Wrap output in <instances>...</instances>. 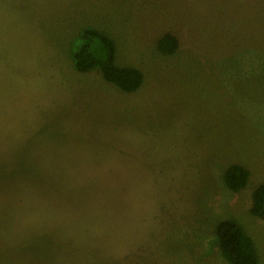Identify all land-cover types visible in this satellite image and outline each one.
<instances>
[{
	"label": "rangeland",
	"instance_id": "rangeland-1",
	"mask_svg": "<svg viewBox=\"0 0 264 264\" xmlns=\"http://www.w3.org/2000/svg\"><path fill=\"white\" fill-rule=\"evenodd\" d=\"M84 26L141 69L136 91L74 69ZM263 181L264 0H0V264H227L225 218L264 264Z\"/></svg>",
	"mask_w": 264,
	"mask_h": 264
},
{
	"label": "trees",
	"instance_id": "trees-1",
	"mask_svg": "<svg viewBox=\"0 0 264 264\" xmlns=\"http://www.w3.org/2000/svg\"><path fill=\"white\" fill-rule=\"evenodd\" d=\"M158 49L163 53H173L179 38L172 31H165L157 38ZM70 60L74 69L86 72L97 69L102 77L118 89L125 92L136 91L143 82V72L132 65L116 62V43L108 34L93 26H84L70 51ZM7 176L13 174L6 168ZM250 170L240 163H232L224 170L222 179L226 187L238 191L246 186ZM250 212L264 217V181L251 192ZM216 242L227 264H257V251L252 238L242 225L233 218H225L215 225Z\"/></svg>",
	"mask_w": 264,
	"mask_h": 264
}]
</instances>
